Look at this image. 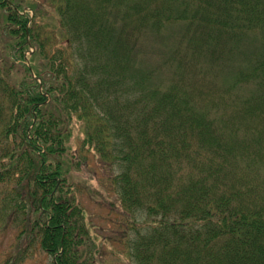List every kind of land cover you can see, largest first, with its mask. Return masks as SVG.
<instances>
[{
	"label": "trees",
	"instance_id": "trees-1",
	"mask_svg": "<svg viewBox=\"0 0 264 264\" xmlns=\"http://www.w3.org/2000/svg\"><path fill=\"white\" fill-rule=\"evenodd\" d=\"M29 1L0 0L11 264L33 249L100 264L70 184L72 119L109 172L130 264H264V0Z\"/></svg>",
	"mask_w": 264,
	"mask_h": 264
},
{
	"label": "rangeland",
	"instance_id": "rangeland-1",
	"mask_svg": "<svg viewBox=\"0 0 264 264\" xmlns=\"http://www.w3.org/2000/svg\"><path fill=\"white\" fill-rule=\"evenodd\" d=\"M36 0H30L29 2L35 3ZM25 12H28L30 16L33 12L26 8ZM48 18L53 16L50 12H45ZM49 26H53L52 23H48ZM28 54V52H26ZM150 63H155L154 58L149 60ZM166 74V71H161L157 76H154L157 80L163 82L170 79L167 77L164 80L161 78ZM186 80L190 78H185ZM196 84H203L205 80H199L193 78ZM198 79V80H197ZM192 83V81H191ZM216 95L221 94V100L224 104L228 102L234 103L240 102V96H230L231 93H225L224 83L222 81H216L214 87L208 83ZM246 97V94H243ZM70 128V139L68 146L71 151H74L81 158V166L72 173V181L70 183L75 187V195L77 202L86 212V220L90 222V232L88 246H92L97 253L96 258L100 264H130L128 257L125 253L124 245L122 244L121 237L123 233V222H121L120 208L117 203V197L113 193L112 189L107 183V176L109 172L106 166L100 164L93 158L92 150L82 145L83 134L81 132V125L75 119H72L67 125ZM94 234L97 236L95 242ZM15 231L12 228H8L3 234H0V263L5 262L11 264L13 257L18 258L21 249L19 242L15 241ZM33 243L32 245H34ZM11 253L9 256L8 254ZM49 260L48 255L39 249H33L32 255L29 256V251L23 254L20 261L15 260V264H45Z\"/></svg>",
	"mask_w": 264,
	"mask_h": 264
}]
</instances>
